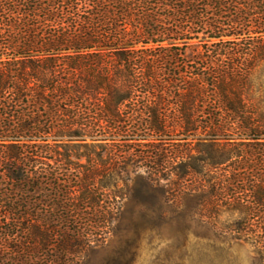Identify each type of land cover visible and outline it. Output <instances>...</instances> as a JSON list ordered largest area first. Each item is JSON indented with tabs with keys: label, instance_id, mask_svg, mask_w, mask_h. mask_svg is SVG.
<instances>
[{
	"label": "trees",
	"instance_id": "obj_1",
	"mask_svg": "<svg viewBox=\"0 0 264 264\" xmlns=\"http://www.w3.org/2000/svg\"><path fill=\"white\" fill-rule=\"evenodd\" d=\"M263 59L264 0H0V264H85L128 197L264 264Z\"/></svg>",
	"mask_w": 264,
	"mask_h": 264
},
{
	"label": "rangeland",
	"instance_id": "obj_2",
	"mask_svg": "<svg viewBox=\"0 0 264 264\" xmlns=\"http://www.w3.org/2000/svg\"><path fill=\"white\" fill-rule=\"evenodd\" d=\"M252 88L253 100L264 108V59ZM140 185L145 187L143 180ZM170 203L160 214L139 210L134 198H125L113 232L88 254L85 264H260L248 243L220 234Z\"/></svg>",
	"mask_w": 264,
	"mask_h": 264
}]
</instances>
